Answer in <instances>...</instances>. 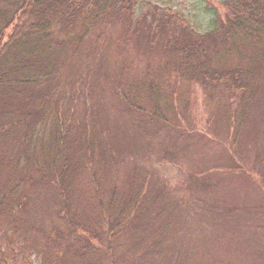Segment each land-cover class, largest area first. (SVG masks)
<instances>
[{"label": "rangeland", "instance_id": "374dc122", "mask_svg": "<svg viewBox=\"0 0 264 264\" xmlns=\"http://www.w3.org/2000/svg\"><path fill=\"white\" fill-rule=\"evenodd\" d=\"M219 1L136 0L135 15L141 17L136 31L128 17L107 20L70 49L56 75L57 95L51 104L62 120L73 125L71 134H78L72 137L76 154H82L81 146L91 139L103 147L105 164H95V176L85 169L75 172L71 192L63 197L54 192L52 178L45 186L33 181L18 185L14 193L22 203L15 213L18 228L67 235L70 229L59 210L66 200L75 214L71 217L87 222L86 231L99 233L100 240L91 242L85 254L84 260L91 264H264L262 47L221 53L213 60L219 69L253 66L255 70V91L236 131L239 94L171 75L163 79V52L157 38L146 36L156 7H171L199 32H206L212 26L213 9L221 8ZM206 39L210 46L216 44L212 36ZM147 72L164 93L156 100L141 94L140 108L130 107L121 92L146 86ZM33 146L28 166L20 161L23 167L8 163L0 168V195H6L13 172L14 182L25 171L35 177L41 160ZM114 187L115 203L131 189L139 190L140 200L109 233L108 213L113 212H107L106 203ZM137 210L141 216L135 220ZM4 225L0 221V244L16 247L20 239L11 237L8 242L12 228L6 224L2 230ZM76 243H69L71 252ZM31 245L27 238L23 254L34 262L18 256V264H37ZM60 252L57 264L74 260L71 252ZM48 260L53 262V254L45 264Z\"/></svg>", "mask_w": 264, "mask_h": 264}, {"label": "trees", "instance_id": "16d2710c", "mask_svg": "<svg viewBox=\"0 0 264 264\" xmlns=\"http://www.w3.org/2000/svg\"><path fill=\"white\" fill-rule=\"evenodd\" d=\"M135 3L136 0H0V168H6L8 163L14 168L23 167L20 161L28 166L32 144V148H38L41 160L37 162L35 177L25 171L14 182L17 176L13 172L6 195H0V221L12 228L8 242L11 237L21 242L16 247L0 244V264H18L19 257L34 262L23 254L22 245L27 238L37 264H45L52 254L54 260L52 263L48 260L47 264L59 263L60 250L69 254L72 241L77 242L71 252L74 260L67 263L91 264L84 260L85 254L91 242L100 240L99 233L86 231L87 222L72 218L75 214L66 200L60 202L59 210L70 229L67 235L32 227L22 231L15 224L18 223L15 213L22 203L14 193L18 185L33 181L45 186L47 179L52 178L54 192L63 197L71 192L69 184L75 172L85 169L95 176L97 165L104 166L105 151L91 139L81 146L83 153L76 154L72 137L78 134H71L73 125L62 120L51 104L57 95L54 84L70 49L80 44L96 25L128 17L131 29L136 31L141 17L135 15ZM219 5L220 9H213L212 26L206 32L195 29L179 11L156 7L146 36L149 40L152 35L157 38L163 52L165 62L160 71L163 79L171 75L189 84L200 82L214 91L239 94L233 123L237 131L255 91V70L253 66L219 69L213 67V60L221 53H239L254 46L262 47L264 55V0H220ZM207 36H212L216 44L210 46ZM145 79L146 86L137 85L121 92L130 107L140 108L137 100L141 94L156 100L164 93L150 72ZM116 199L114 187L108 191L106 203L107 212L114 213H108L109 233L139 204V190L131 189L129 195L115 203ZM97 206L100 208V202ZM140 216L137 210L133 218L137 220Z\"/></svg>", "mask_w": 264, "mask_h": 264}]
</instances>
